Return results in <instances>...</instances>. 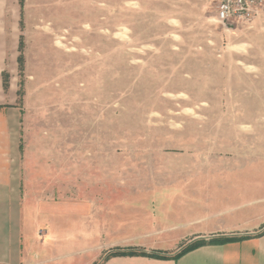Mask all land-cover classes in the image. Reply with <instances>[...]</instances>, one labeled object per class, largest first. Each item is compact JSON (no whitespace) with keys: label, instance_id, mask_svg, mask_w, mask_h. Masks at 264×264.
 Returning <instances> with one entry per match:
<instances>
[{"label":"rangeland","instance_id":"1","mask_svg":"<svg viewBox=\"0 0 264 264\" xmlns=\"http://www.w3.org/2000/svg\"><path fill=\"white\" fill-rule=\"evenodd\" d=\"M218 2L23 0L21 8L18 0H0V5L17 58L22 40V70L17 61L22 93L65 101L70 110L74 103L76 135H102L109 185L185 179L205 185L216 180L215 163L230 159L237 179L260 187L264 0L250 21L225 23L216 20ZM86 147L95 148V141ZM212 190L185 189L180 195L207 201ZM257 190L253 187L252 196Z\"/></svg>","mask_w":264,"mask_h":264},{"label":"crops","instance_id":"2","mask_svg":"<svg viewBox=\"0 0 264 264\" xmlns=\"http://www.w3.org/2000/svg\"><path fill=\"white\" fill-rule=\"evenodd\" d=\"M4 17L0 5V264H264V233L253 235L264 226V183L237 179L228 159L215 163L216 180L205 185L186 179L109 185L102 135H76L74 103L70 110L65 101L29 99L24 90L19 96ZM197 188L213 189L212 199L180 195ZM249 234L172 257L197 239ZM118 247L169 257L104 258Z\"/></svg>","mask_w":264,"mask_h":264},{"label":"trees","instance_id":"3","mask_svg":"<svg viewBox=\"0 0 264 264\" xmlns=\"http://www.w3.org/2000/svg\"><path fill=\"white\" fill-rule=\"evenodd\" d=\"M19 1V5L22 8L23 6V0H18ZM19 56L17 58L18 61V65H19V70H22V66H23V56H22V40H20L19 43ZM4 87H7V79L5 77L4 79ZM19 96L22 95V89L20 87L19 91H18ZM264 233V226H262L258 231H256L253 235H260ZM249 235H243V236H235V235H221V236H217V237H211L208 239H197L194 241H191L187 244H185L184 246L181 247V249L176 252L174 255H172V257L176 258L178 256H180L181 254L194 249L198 246L204 245V244H223V243H227V242H231V241H235V240H240L246 237H249ZM113 255H145V256H150V257H154V258H167L169 257V254L166 251H158V250H152V251H145L141 248H115L111 251H109L104 258L108 257V256H113Z\"/></svg>","mask_w":264,"mask_h":264},{"label":"built area","instance_id":"4","mask_svg":"<svg viewBox=\"0 0 264 264\" xmlns=\"http://www.w3.org/2000/svg\"><path fill=\"white\" fill-rule=\"evenodd\" d=\"M262 0H219L216 20L222 23L233 20L250 21Z\"/></svg>","mask_w":264,"mask_h":264}]
</instances>
